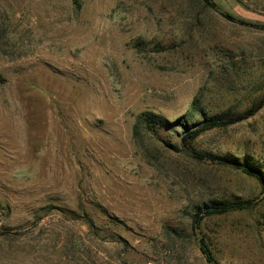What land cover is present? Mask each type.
Masks as SVG:
<instances>
[{
    "label": "rangeland",
    "instance_id": "374dc122",
    "mask_svg": "<svg viewBox=\"0 0 264 264\" xmlns=\"http://www.w3.org/2000/svg\"><path fill=\"white\" fill-rule=\"evenodd\" d=\"M213 1L243 24L203 0H0V264H209L200 238L264 264V184L231 164L264 181V0ZM226 113L248 118L183 142Z\"/></svg>",
    "mask_w": 264,
    "mask_h": 264
},
{
    "label": "trees",
    "instance_id": "16d2710c",
    "mask_svg": "<svg viewBox=\"0 0 264 264\" xmlns=\"http://www.w3.org/2000/svg\"><path fill=\"white\" fill-rule=\"evenodd\" d=\"M203 1L206 4V6L217 10V12H219V14L224 19H226L230 22L238 23V24L242 23L241 21L235 19L234 17L230 16L229 14H227L223 11H220L216 7L213 0H203ZM195 104L196 103H194L193 106H195ZM202 118L203 119L200 123H197L191 129L186 130L184 136L182 137L183 142H185V140L187 138H195L196 136H198L202 132H205V131H208V130H211L214 128H225L227 126H230L234 123H237L239 121H242V120L248 118V115L235 116V115L226 113V114L216 115V116H212V117H202ZM144 121L146 122V126L148 128H151V127L155 128V126L151 125L152 123H150V121L147 118H144ZM193 155L196 156V158H198V159L204 158L201 155H197L195 153H193ZM209 160H213V161L218 160V161L225 162V160L218 159L215 157H213V158L210 157ZM231 164H233V166H235L237 169H241L243 171V173H245L249 176H252V177H256L259 181H261V183L264 184L263 179L259 175L255 174L254 169L250 168L249 166H247L245 164L243 165V164H240L237 162H233ZM254 205H255L254 200L234 201V202H226V203H214L211 206L204 207L203 209L199 210L194 215L193 221H192V228L194 231L198 230L200 223L206 217L220 216V215H224V214H227L230 212L242 211V210L248 209ZM199 249H200L201 253L204 255L207 263L216 264L213 254L210 252V250L208 249V247L206 246V244L202 238L199 239Z\"/></svg>",
    "mask_w": 264,
    "mask_h": 264
}]
</instances>
